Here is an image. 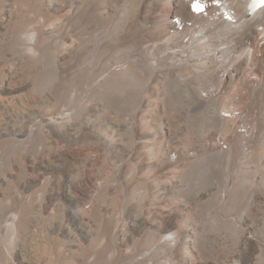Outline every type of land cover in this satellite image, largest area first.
Masks as SVG:
<instances>
[{
	"label": "bare ground",
	"instance_id": "bare-ground-1",
	"mask_svg": "<svg viewBox=\"0 0 264 264\" xmlns=\"http://www.w3.org/2000/svg\"><path fill=\"white\" fill-rule=\"evenodd\" d=\"M251 2L0 0V191L48 153L52 180L80 181L89 202L53 264H264V7ZM9 207L11 245L27 206Z\"/></svg>",
	"mask_w": 264,
	"mask_h": 264
},
{
	"label": "rangeland",
	"instance_id": "rangeland-1",
	"mask_svg": "<svg viewBox=\"0 0 264 264\" xmlns=\"http://www.w3.org/2000/svg\"><path fill=\"white\" fill-rule=\"evenodd\" d=\"M171 125H173V122L170 123V126ZM171 127H174V126H171ZM174 131H175V129H174ZM176 132L177 131L173 132L171 135H173V134L177 135L178 133H176ZM59 139L56 142V148H57V146L60 147V148H58L59 150L57 149L58 151L56 154V158L59 160H62V157L64 154V149L62 147H64V142L62 141L61 138H59ZM61 143H62V145H61ZM195 148H197V147H195ZM195 148L194 147H192L191 149L190 148H187V149L183 148L184 150L182 148L166 149L165 151H166V153H168V154H166L168 157H165V158H168L167 161L173 164L170 166H174L180 162V161H178V163H177L176 158H178V154H180L182 151L184 153H186L187 156L190 155L191 157H193L196 153L201 152V150H199L198 148L197 149H195ZM190 153H192V154L194 153L193 156ZM3 154H4V152L0 151V161L3 159V156L4 157L6 156V154H4V155ZM47 154L48 153L37 154L36 157L31 156L28 159V161L25 165V168L22 169L23 173L25 172L26 175H30V178H28V181L30 183H28L25 187L22 185L21 182L20 183L18 182L17 184L14 183L13 184L14 186L13 185L10 186V188L8 189V191L6 193H2L0 191V264H53L56 262L58 257L63 259L68 255L67 250H66V247H67V245H66V239H67L66 229L71 228L74 230H78V227H80L85 222V219H86L85 214L87 213V211L89 209V207H88L89 202H87L84 199V191L82 189V186L80 185V181L79 182L73 181V183L71 182L70 186H69V184H66L63 182L62 178L57 177V179L52 180V177L50 176L49 170H48L49 169V163H50L51 159L49 157V154L48 155ZM57 155H59V156H57ZM197 155L198 154H196L195 156H197ZM33 157H35V158L33 159ZM58 157H60V158H58ZM78 157H81V156L78 155ZM44 174H45L44 182H42L43 184H40L41 186H39V183L36 184L34 182V180H35L34 178H35V176H41ZM47 176L49 178H47ZM58 176H59V174H58ZM58 180H59V183H58ZM56 182L58 183V185ZM44 184L46 186H44ZM35 185H37V187ZM48 185H50V188ZM53 188H54V190H53ZM37 189L38 190L41 189V190H39L40 193ZM63 190H64V192H63ZM76 190H77V192H76ZM17 192H18V194H17ZM41 192H42V195H41ZM52 192H55V194L57 195V198H54V195L51 194ZM12 193H14V194L12 195ZM36 193H37V195H36ZM64 194H66L65 195L66 197L64 196ZM67 195L70 196V199H68L69 197ZM20 196H22V197H20ZM59 196H60V198H59ZM11 198H13V199H11ZM27 198H28V200H26ZM75 198H77V200H75ZM59 199H61V201H58ZM14 200H15V202H14ZM82 200H85L86 202L82 201ZM22 201L23 202L25 201V202L23 203ZM57 201H58V203H57ZM65 201L66 202L68 201L70 203H68V202L66 203ZM71 201H73V202L78 201V203L80 204V206H79L80 211L77 212V214H76L77 217L76 216L74 217L73 215H71V212H70ZM27 203H29V204H27ZM6 204L8 207L4 206ZM22 204L27 206L26 210H28V211H26V210L25 211L28 214L25 213V211H24L21 213V215L23 214L22 216L20 214H18V217L16 216V223H17L16 234L14 236L13 243L11 245H8V243L6 242V235H7L6 225H7V223H9V221L13 215L12 212L10 211L11 208L9 206L12 207V206L22 205ZM179 204H180V206H184V207H182L183 209L181 208V211L182 210L185 211V209L187 210L188 207L190 208V205H188L187 203L180 202ZM57 205H59V207ZM187 205H188V207H187ZM2 206H4V207H2ZM52 208L55 209L54 214L52 212L53 211ZM29 209H33V211H31ZM58 212L60 214H58ZM55 213H57V214H55ZM61 213H63V215ZM53 216H56V217H53ZM66 218L67 219L69 218V219L66 220ZM53 223L56 225H54ZM57 224H58V226H57ZM47 233H49V234H47ZM9 252H11V253H9Z\"/></svg>",
	"mask_w": 264,
	"mask_h": 264
},
{
	"label": "snow or ice",
	"instance_id": "snow-or-ice-1",
	"mask_svg": "<svg viewBox=\"0 0 264 264\" xmlns=\"http://www.w3.org/2000/svg\"><path fill=\"white\" fill-rule=\"evenodd\" d=\"M196 7H197V10H199V5H197Z\"/></svg>",
	"mask_w": 264,
	"mask_h": 264
}]
</instances>
